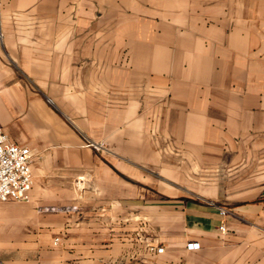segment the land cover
Returning a JSON list of instances; mask_svg holds the SVG:
<instances>
[{"label": "crops", "instance_id": "obj_1", "mask_svg": "<svg viewBox=\"0 0 264 264\" xmlns=\"http://www.w3.org/2000/svg\"><path fill=\"white\" fill-rule=\"evenodd\" d=\"M114 80L136 88L123 119L153 118L162 141L134 149L168 152L154 166L170 182L237 166L264 145V0H0V120L34 174L28 200H0V264H264V188L183 196L89 144L85 104Z\"/></svg>", "mask_w": 264, "mask_h": 264}, {"label": "rangeland", "instance_id": "obj_2", "mask_svg": "<svg viewBox=\"0 0 264 264\" xmlns=\"http://www.w3.org/2000/svg\"><path fill=\"white\" fill-rule=\"evenodd\" d=\"M97 89V103L85 104L87 107L94 105L97 115V124L94 128L95 137L88 138L89 144L96 146L98 149H104L102 153L106 154L107 157H111L118 168L128 173L129 176L133 174L126 169L127 164H129V170L134 169L135 171L137 166H140L138 169H142L146 178H149V181H146V185L148 186H152L153 183L151 182L153 178L165 179L164 181L166 183L162 185H171L183 196L194 195L195 190L206 186L216 190L220 196V200L229 206L249 203L256 194L263 190L264 145L255 152H242L237 166L218 164L199 168H183L182 172L185 171L184 173L187 177H190V181L170 182L169 178L160 175L159 168L154 166L155 162L157 163L155 154L161 153L163 159L166 160L168 158V152H155L146 149L137 151L134 149L137 143L140 146H152L153 143L157 144L162 141L159 136L152 133L153 118L149 117L145 119V127L139 129L137 119L135 118L137 112L134 111V117L130 119H123L121 117L124 109L131 107L132 104L127 102V98L128 95L135 96L136 88H124L114 80L113 87L109 91L107 90L108 94L112 95V100L108 97V94L105 97V92L102 88ZM55 105H58L63 113L72 118L69 113L73 114L74 111L76 112L79 104L58 103ZM144 106L142 104L143 108ZM149 115L151 116V113ZM143 130H145V134L142 133ZM138 131H141V134H138ZM110 143L113 147L112 150L109 149ZM105 145L108 146V149L104 148ZM127 145L129 147L128 150L120 149L121 146L126 147ZM235 155H239V153L237 152ZM231 157L232 153L229 154L227 159H231ZM236 158L238 159V156ZM227 159L225 162H231V160Z\"/></svg>", "mask_w": 264, "mask_h": 264}, {"label": "built area", "instance_id": "obj_3", "mask_svg": "<svg viewBox=\"0 0 264 264\" xmlns=\"http://www.w3.org/2000/svg\"><path fill=\"white\" fill-rule=\"evenodd\" d=\"M33 151L28 145L13 142L5 132L0 120V200H28L34 183L32 170ZM227 209L221 208L220 214L225 216ZM222 232H227L226 224L219 226ZM59 237L55 238V242ZM189 249L199 247V242H189ZM152 250L162 252L164 247L150 246Z\"/></svg>", "mask_w": 264, "mask_h": 264}]
</instances>
